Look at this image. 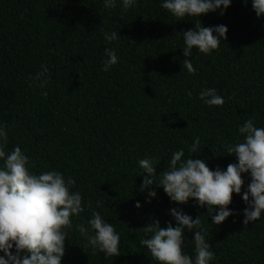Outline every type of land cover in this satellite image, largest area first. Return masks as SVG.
Masks as SVG:
<instances>
[{
    "label": "trees",
    "instance_id": "obj_1",
    "mask_svg": "<svg viewBox=\"0 0 264 264\" xmlns=\"http://www.w3.org/2000/svg\"><path fill=\"white\" fill-rule=\"evenodd\" d=\"M182 19L162 9L160 0H137L126 12L119 0L112 9L102 0H0L5 151L18 145L31 157L33 171L56 169L72 177L85 205L65 238L61 264H156L138 242L140 228L151 218L161 227L175 226L172 207L193 218L202 215L215 254L211 264H264V215L244 225L240 194H232L228 206L236 214L212 225L193 199L177 205L161 187L149 186L154 198L140 188L144 174L136 161L145 154L156 161L157 173L181 148L186 156L204 159L210 170H223L235 162L223 149L236 138L237 125L252 117L264 127V15H255L251 0H231L223 15L219 9L200 15L202 26L222 24L227 32L208 55L193 48L191 74L182 67L177 33L193 28L195 19ZM112 30L118 38L106 43L102 32ZM105 47L118 57L109 71L101 70ZM42 63L50 77L44 95L32 81ZM204 87H214L223 105L209 107L197 99ZM195 136L200 145L193 154L187 145ZM242 179L243 191L249 178ZM93 209L120 233L121 255L105 258L84 247L75 225L86 222ZM191 239L185 232L189 255Z\"/></svg>",
    "mask_w": 264,
    "mask_h": 264
},
{
    "label": "clouds",
    "instance_id": "obj_2",
    "mask_svg": "<svg viewBox=\"0 0 264 264\" xmlns=\"http://www.w3.org/2000/svg\"><path fill=\"white\" fill-rule=\"evenodd\" d=\"M230 3L231 0H160V7L178 21L184 17L195 19L193 28L177 33L183 42L182 67L188 73L195 72L189 59L193 48L208 55L226 38L225 25L202 26L198 17L217 9L223 15ZM136 4L137 0H119L125 12ZM102 5L112 9L117 0H102ZM251 7L258 18L264 15V0H251ZM102 35L108 43L116 41L119 34L112 30L103 31ZM104 54L101 70L109 71L118 57L115 49L109 47H105ZM49 79V68L42 63L32 76L34 85L42 90L41 95L46 94L43 89ZM197 99L209 107L224 103L214 87L201 88ZM236 131V138L223 149L235 157V162L223 170L219 167L210 170L204 159L186 156L183 148L171 152L167 168L159 173L151 156L145 154L138 158L137 166L144 174L141 190L147 188V197L154 198L157 193L149 186L161 187L169 201L177 205L193 199L197 206L206 209L212 225H219L236 214L228 206L232 194H240L245 204L241 210L242 223L247 225L259 220L264 215V127L257 126L249 117L237 125ZM6 141L5 127L0 124V264H61L65 238H69L73 220L85 211L81 193L73 190L74 179L59 170L33 171L31 157L18 145L6 152ZM199 145L200 137H193L187 145L188 152L197 153ZM242 174L249 178L243 191ZM134 206L140 208L141 204L136 201ZM168 213L175 226L166 222V226L161 227L158 219L151 218L150 223L140 228L143 235L138 242L146 246L153 261L156 264H211L215 254L206 239L209 231L201 223L202 215L193 218L179 207L169 208ZM75 229L92 254L100 252L105 258L121 255L120 233L95 209L86 222L77 223ZM185 232L192 233V255L184 251Z\"/></svg>",
    "mask_w": 264,
    "mask_h": 264
}]
</instances>
